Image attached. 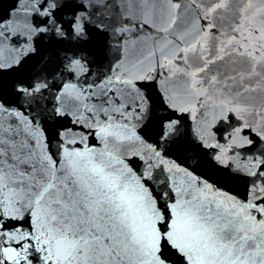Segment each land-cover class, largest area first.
<instances>
[{"label":"snow or ice","instance_id":"6c2138e0","mask_svg":"<svg viewBox=\"0 0 264 264\" xmlns=\"http://www.w3.org/2000/svg\"><path fill=\"white\" fill-rule=\"evenodd\" d=\"M234 2L236 17L251 7ZM186 7L193 27L177 35L172 0H0V264H264V123L222 102L219 137L198 128L189 144L175 114L203 115L207 93L191 80L161 92L167 64L144 68L157 47L186 62L215 30L195 20L223 5ZM200 59L196 75L215 62Z\"/></svg>","mask_w":264,"mask_h":264},{"label":"water","instance_id":"95a60500","mask_svg":"<svg viewBox=\"0 0 264 264\" xmlns=\"http://www.w3.org/2000/svg\"><path fill=\"white\" fill-rule=\"evenodd\" d=\"M190 2L191 0H172L173 4H182L181 9L174 10L177 15V35L180 34L181 29L184 31L192 30L193 25L189 21L193 19L195 13H189L186 7ZM196 2L199 3V0ZM219 2L223 7L214 12L208 21L195 20V28H207L209 24H214L215 30L201 34L198 43L192 49L185 48L183 44L180 45L181 48H185L186 62L173 59L171 63H168L161 56L160 49L157 47L155 55L146 59L144 64L146 70L156 67L158 60L167 64L166 68H157L156 87L161 92L165 88L179 92L181 86L186 81L191 80V83L197 87L198 96L207 93L206 99L202 101L207 104V107L203 109V115H201L199 105H195L192 109L195 118L190 113L181 114L177 112L175 114L180 119V130L185 134L189 144L194 141L193 134L198 128L208 127L209 131H213L219 137L220 133L215 132V128H218L219 124L212 120V109L213 106L222 102L232 107L234 100L235 105L247 109L246 120L254 121L255 125L264 123V70L256 68L255 73L252 72L253 64L264 60V46H261L264 45V26H262L264 22L260 20V13L264 12V0H248L251 7L241 17H236L239 5L234 0H219ZM9 3L11 0H3L5 6ZM21 4H24V0H21ZM237 19L239 23H237ZM184 25L187 27L184 28ZM253 28H260L262 35L256 37L255 33L252 32ZM233 29H241L240 35L235 39L232 35ZM153 35L155 33L150 29L140 33V41L137 47L144 50L145 56H148V51L152 49L151 36ZM214 37L215 39H213ZM244 37L248 38L249 43H245ZM257 41H259V45ZM258 47L260 55H255V50ZM248 51L253 52L254 60L241 54ZM200 56L211 57L215 62L209 63L202 74L196 75L198 69L205 67ZM220 57L224 58L221 60ZM119 58L120 53L116 51L110 57L111 60ZM45 95L49 99L51 98L49 93ZM216 142L215 139L208 140L209 144ZM177 155L179 158L175 162L182 167L185 166L183 161L186 160V157L183 154ZM203 171L209 175L213 174L207 167ZM234 187L237 191H243L242 185H235Z\"/></svg>","mask_w":264,"mask_h":264}]
</instances>
